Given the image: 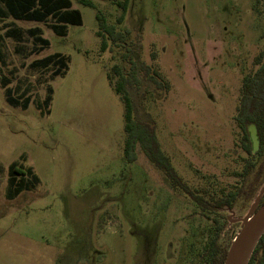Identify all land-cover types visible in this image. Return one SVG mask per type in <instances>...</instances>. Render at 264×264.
I'll return each mask as SVG.
<instances>
[{
    "label": "rangeland",
    "instance_id": "rangeland-1",
    "mask_svg": "<svg viewBox=\"0 0 264 264\" xmlns=\"http://www.w3.org/2000/svg\"><path fill=\"white\" fill-rule=\"evenodd\" d=\"M70 1L82 24L64 36L50 19L0 20V264H205L208 238L230 247L264 200V148L246 153L235 122L242 79L264 54V0H130L121 25L123 0ZM97 15L124 40L102 51ZM34 27L48 47L33 44ZM9 28L21 33L7 38ZM54 54L66 70L38 63ZM132 63L141 81L128 88L134 117L153 129L189 193L139 145L135 161L124 156L123 104L107 75ZM12 165L38 183L8 199ZM250 185V200L216 206Z\"/></svg>",
    "mask_w": 264,
    "mask_h": 264
},
{
    "label": "trees",
    "instance_id": "trees-1",
    "mask_svg": "<svg viewBox=\"0 0 264 264\" xmlns=\"http://www.w3.org/2000/svg\"><path fill=\"white\" fill-rule=\"evenodd\" d=\"M108 1V0H103ZM130 0H123L118 2L117 8L120 10V16L117 19V25H121L126 16ZM84 6H91L86 0L80 2ZM12 18L17 21L45 23L47 20H52L50 29L59 36H64L66 26H80L82 24L81 13L78 10L72 9L70 0H0V20ZM98 32L97 37L101 39V50L104 51L108 42L117 44L122 42L125 38V33H120L115 26H107L104 20L97 15ZM21 33L18 29L9 28L5 36L7 38H16ZM127 33V32H126ZM28 36L32 39L35 46L42 50L48 47L49 42L41 37L39 28L27 30ZM258 68L252 74L245 76L242 79L241 97L235 122L240 128L243 139L245 141L244 151L246 153L252 152V144L250 141L248 127L253 125L256 129L258 139V149L264 148V54H260L255 60ZM44 66L49 64H58L61 70L67 68L65 57L54 54L38 62ZM140 68L149 76L152 83L161 88V83L157 82L152 76L156 73H149L150 67L141 64ZM113 75L108 73L107 79L113 91L119 96L123 104V133L125 136L124 142V156L129 162L135 161V147L139 145L145 157L159 170H161L170 181L174 188H181L189 193L179 178L176 177L168 159L162 154L159 149L154 131L148 125L138 122L134 117V105L130 97L128 88H139L141 81L139 80V72L137 63H132L130 70L123 73L121 68L114 66L111 68ZM116 78V81H114ZM163 85V84H162ZM8 103L17 106V102L10 98L8 91L5 92ZM49 101L47 98L46 102ZM28 102L25 101L23 109L27 108ZM247 172L245 174L248 175ZM8 189L6 197L8 199L16 198L23 191H30L38 183L37 177L30 169L23 170L16 168L14 165L10 166L8 175ZM27 177V178H24ZM245 183V181H244ZM255 189L250 185L247 189L240 188L238 191L230 193L227 197L216 202L217 207H231L232 204L240 198V200H250L255 194ZM195 202L203 208H211L210 201L207 203L201 196L191 195ZM211 200L212 197H210ZM264 203L260 201L259 206ZM208 204V205H205ZM214 208V207H213ZM228 248H223L218 245V234L208 238L205 244V252L203 253V260L205 264H224V260ZM248 264H264V235L256 246L252 257Z\"/></svg>",
    "mask_w": 264,
    "mask_h": 264
},
{
    "label": "water",
    "instance_id": "water-1",
    "mask_svg": "<svg viewBox=\"0 0 264 264\" xmlns=\"http://www.w3.org/2000/svg\"><path fill=\"white\" fill-rule=\"evenodd\" d=\"M253 152L258 150L256 129L248 127ZM264 235V203L253 208L250 216L243 220L239 233L231 243L224 264H248L252 254Z\"/></svg>",
    "mask_w": 264,
    "mask_h": 264
},
{
    "label": "flooded vegetation",
    "instance_id": "flooded-vegetation-1",
    "mask_svg": "<svg viewBox=\"0 0 264 264\" xmlns=\"http://www.w3.org/2000/svg\"><path fill=\"white\" fill-rule=\"evenodd\" d=\"M241 86H242V84H241ZM240 97H241V94H240ZM237 200H240V198H238ZM237 200H236V201H237Z\"/></svg>",
    "mask_w": 264,
    "mask_h": 264
},
{
    "label": "crops",
    "instance_id": "crops-1",
    "mask_svg": "<svg viewBox=\"0 0 264 264\" xmlns=\"http://www.w3.org/2000/svg\"><path fill=\"white\" fill-rule=\"evenodd\" d=\"M2 20H4V19H2ZM17 21V20H16ZM34 28H37V27H34ZM31 29H33V28H31ZM29 30V29H28Z\"/></svg>",
    "mask_w": 264,
    "mask_h": 264
}]
</instances>
